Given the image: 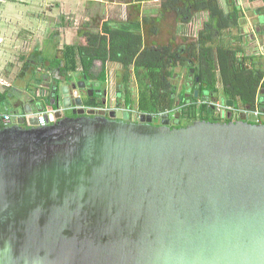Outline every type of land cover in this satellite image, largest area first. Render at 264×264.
I'll return each instance as SVG.
<instances>
[{"label": "water", "instance_id": "obj_1", "mask_svg": "<svg viewBox=\"0 0 264 264\" xmlns=\"http://www.w3.org/2000/svg\"><path fill=\"white\" fill-rule=\"evenodd\" d=\"M67 82L0 127V264H264L263 126L74 119Z\"/></svg>", "mask_w": 264, "mask_h": 264}, {"label": "crops", "instance_id": "obj_2", "mask_svg": "<svg viewBox=\"0 0 264 264\" xmlns=\"http://www.w3.org/2000/svg\"><path fill=\"white\" fill-rule=\"evenodd\" d=\"M165 1L0 0V94H5L7 102L2 103L5 109H0L14 116L21 114L24 118L27 116L26 106L31 101L30 94L42 88L47 95L42 101L50 105V86L54 82L63 86L69 78L73 82L97 84L96 89L107 92V102H110L111 107H118V102L122 107L121 93H125L123 84L126 71L119 65L110 64L104 84L97 77L102 65L99 53L109 50L112 31L129 29L141 35L142 50L157 51L159 47H171V53L175 54L172 58L175 68L172 69L174 75L169 78V82L177 84L178 98L189 99L191 93H196L194 84L199 81V76L207 82L218 80L216 98L223 94L224 85L217 70L215 75L211 71L201 74L199 70L188 69V66L193 65L192 60H195L194 46L197 47L200 40H206L208 46V36L217 45L222 38L229 36L233 40L234 50L242 49L249 56L264 59V52L256 48L260 43L264 46L262 0H249L253 4L262 3L249 15L239 7L237 0H231V10L224 5L226 0H218L226 17L237 14L239 28L234 25L235 28L226 29L221 17L210 20L208 12L199 11L190 13L189 17L187 7L180 3L183 0L178 5H170V2ZM118 8L120 10L116 13ZM191 36L194 37L193 41H190ZM252 43L254 53L248 50V45ZM86 49L90 50V55ZM85 54L89 62L94 61L95 73L91 72L89 77L83 75L82 58ZM151 55L154 60L156 53L152 52ZM213 56L217 63L216 52ZM157 57L160 59L162 55ZM170 57V54L164 56L165 60ZM181 60L187 67L182 65ZM76 64L77 71L61 74L65 67L71 69ZM129 80L138 83L140 79L132 76ZM133 91L138 95L137 87ZM49 111L50 106L45 112Z\"/></svg>", "mask_w": 264, "mask_h": 264}, {"label": "trees", "instance_id": "obj_3", "mask_svg": "<svg viewBox=\"0 0 264 264\" xmlns=\"http://www.w3.org/2000/svg\"><path fill=\"white\" fill-rule=\"evenodd\" d=\"M180 1L181 0H166L165 3L170 2V5H178ZM262 2L264 5V0H262ZM180 3L187 7L189 17L191 16L190 13L193 12H208L210 20L217 16L221 17L225 29L231 27L235 28V26L238 27L236 22V20H238L237 14L235 16L230 15L226 17L220 8L218 0H183ZM207 39L210 41L208 46H206V40H200L197 47L194 46L193 55L195 60H192L193 65L188 66V69L199 70L201 74L203 71H211L214 72L215 75L217 70L219 72V79L227 89V98L233 99L236 103H243L245 106L252 104L259 89L264 87V59L259 60L255 55L249 56L245 54L242 49L238 51L234 50L233 40L229 36L225 39L222 38L218 45L212 41L211 36H208ZM111 40L112 43L109 50L106 49L102 53H99V56L102 57V65L97 77H99L101 83L104 84L105 80L108 78L110 64L119 65L122 70L126 71L124 76L126 81L123 84L125 93H121V100H123L127 108H135L141 113L157 115L160 113H174L178 115V119L183 123L182 126L195 121L199 115L202 118L205 117V119L207 117L209 120L214 118L211 114L212 110L207 104L204 105L203 102V104L198 107L199 109L196 106L204 92L217 93L218 80H211L209 83L202 79V76H199V81L195 83L198 97H195L194 91L190 94L189 99L184 97L178 98L176 89L177 84L169 82V78L174 75L172 69L175 68V66L172 65V58H174L175 54L171 53V47H159L156 49L157 51L142 50V36L133 33L129 29L112 31ZM86 51H89L88 53L90 55V50L86 49ZM152 52L156 53L154 60L152 59ZM215 52L217 63L213 56ZM159 54L162 55V58L157 59L159 57H157V55ZM167 54H170L171 57L165 60L164 56ZM89 60L86 54L85 57L82 58L83 75L87 77L91 75V72L95 73L94 61L92 60L89 62ZM181 63L184 67H187L184 60H181ZM74 66L75 65H73L71 69L65 67L61 74L68 73L69 71H77V64L76 67ZM132 76L136 77V79H140L139 82H131L129 79H131ZM95 85L96 84H92L89 88L93 89L96 87ZM136 87L139 90L138 95L133 91ZM95 100L96 99L92 98L87 99L86 105H98L99 103ZM2 103H7L4 93L0 94V108L5 109ZM51 109H55V107H51ZM212 120L216 121L214 119Z\"/></svg>", "mask_w": 264, "mask_h": 264}, {"label": "flooded vegetation", "instance_id": "obj_4", "mask_svg": "<svg viewBox=\"0 0 264 264\" xmlns=\"http://www.w3.org/2000/svg\"><path fill=\"white\" fill-rule=\"evenodd\" d=\"M191 60V59H190ZM211 80L209 81V83ZM52 84V83H51ZM54 84L50 88V97L51 101L54 103L55 102V96L53 95L52 89L54 87ZM195 85V84H194ZM97 87V84L95 85ZM96 87L93 88V90L97 93L94 94V96H90V90L89 87L84 91L83 95V101L84 104L86 105V101L89 98L96 99L95 101L99 103L96 106H87V111H95V115L85 113L84 115H77L74 116V119H78L82 116L85 117H97L100 112H106L105 117L108 119H115L116 121L119 122H125V123H139L140 119L143 115L146 116H152V126L155 127H161L162 126V121H169V127L171 129H182L186 128L195 122H208V123H222V124H229V123H234L236 124H247L251 126H263L264 127V87H261L259 90V93L255 97L254 101L252 104L245 106L243 103L234 101L233 99H229L226 96V88L222 87V95L219 96V98H216V95L212 92H204V94L201 96V98L198 101V105L196 106L197 108L200 107L203 102L209 103L210 106H208L212 111L211 114L214 116V118H211L210 120L202 118L198 116V118L195 121L190 122L189 124H186L185 126H182V122L178 119L177 114H169V113H160L159 115L157 114H146V113H141L140 111H137L133 108H127V106L123 103L118 102V107H111L110 102H107V97H106V91H103L100 89H96ZM99 87V86H98ZM198 92V91H196ZM95 97V98H93ZM198 97V96H196ZM31 100V99H30ZM31 102V101H30ZM232 102V103H231ZM105 103V104H104ZM239 103V104H238ZM109 104V105H108ZM125 106H124V105ZM222 104L223 109L217 108V105ZM29 105V104H28ZM27 105V106H28ZM26 106V108H27ZM199 109V108H198ZM47 116L49 113H45ZM136 114H139L140 116L137 117ZM168 115V119H162L163 115ZM65 115L63 114V118ZM114 117V118H113ZM119 117V118H118ZM121 117V118H120ZM212 119L216 120L213 121ZM114 120V121H115ZM255 120V121H254ZM185 123V122H184ZM29 127V126H27ZM4 128V126L2 127Z\"/></svg>", "mask_w": 264, "mask_h": 264}, {"label": "rangeland", "instance_id": "obj_5", "mask_svg": "<svg viewBox=\"0 0 264 264\" xmlns=\"http://www.w3.org/2000/svg\"><path fill=\"white\" fill-rule=\"evenodd\" d=\"M239 2V7L242 10H245L246 15H249L250 11H255L257 7L262 6L260 4H262L261 2L259 3H251L249 2V0H237V3ZM225 7H227L228 10H231V0H226L224 2ZM120 8L117 9L116 13L119 12ZM194 37L191 36L190 41H193ZM248 42V41H247ZM248 50L250 53H254L255 52V48H254V44L252 43L251 45H248ZM257 49H260V51L264 52V46L263 43H260L257 45L256 47ZM113 73L115 74V69L113 70Z\"/></svg>", "mask_w": 264, "mask_h": 264}, {"label": "built area", "instance_id": "obj_6", "mask_svg": "<svg viewBox=\"0 0 264 264\" xmlns=\"http://www.w3.org/2000/svg\"><path fill=\"white\" fill-rule=\"evenodd\" d=\"M136 115L137 117L140 116L139 114ZM36 118L39 126L44 127L47 125L48 116L45 113L39 114ZM15 121V116L13 114L0 110V127L12 125Z\"/></svg>", "mask_w": 264, "mask_h": 264}, {"label": "clouds", "instance_id": "obj_7", "mask_svg": "<svg viewBox=\"0 0 264 264\" xmlns=\"http://www.w3.org/2000/svg\"><path fill=\"white\" fill-rule=\"evenodd\" d=\"M260 90V89H259ZM259 93V92H258ZM204 104H207L208 106H210V104L209 103H206V102H204ZM222 107V105H217V108H221ZM224 107H222L221 109H223ZM43 113H48V112H43ZM39 114H42V113H38V114H36L34 117L36 118V116H38Z\"/></svg>", "mask_w": 264, "mask_h": 264}]
</instances>
